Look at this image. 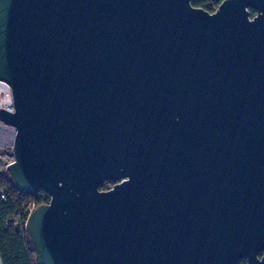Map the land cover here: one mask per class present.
<instances>
[{
	"label": "water",
	"instance_id": "water-1",
	"mask_svg": "<svg viewBox=\"0 0 264 264\" xmlns=\"http://www.w3.org/2000/svg\"><path fill=\"white\" fill-rule=\"evenodd\" d=\"M192 1L0 0L35 264H264V0Z\"/></svg>",
	"mask_w": 264,
	"mask_h": 264
},
{
	"label": "trees",
	"instance_id": "trees-1",
	"mask_svg": "<svg viewBox=\"0 0 264 264\" xmlns=\"http://www.w3.org/2000/svg\"><path fill=\"white\" fill-rule=\"evenodd\" d=\"M223 0H193L195 7L214 12ZM255 14L254 11H252ZM113 183L107 181L101 189H107ZM7 188L9 197L6 202L0 198V264H35L36 252L29 240L26 229L16 230L14 227H6L8 219L18 217L21 203L33 196L25 195L16 188L12 176L8 170L0 172V189ZM41 204V202H40ZM241 264H245L242 262Z\"/></svg>",
	"mask_w": 264,
	"mask_h": 264
},
{
	"label": "built area",
	"instance_id": "built-area-1",
	"mask_svg": "<svg viewBox=\"0 0 264 264\" xmlns=\"http://www.w3.org/2000/svg\"><path fill=\"white\" fill-rule=\"evenodd\" d=\"M0 82H2L5 86V90L0 91V101L7 103L6 108L3 109L14 111V102L11 87L5 81L0 80ZM13 136L14 129L9 125L0 122V172L6 171L8 169V166L15 161V154L13 150ZM8 197V189L1 188V201L3 203L6 202L8 200ZM51 199L52 197L48 192L41 190L37 193L36 196H34L33 199L22 202L18 217L8 219L5 222V226L7 228L14 227L16 230L26 229L27 222L31 213L34 212L38 208V206L50 203Z\"/></svg>",
	"mask_w": 264,
	"mask_h": 264
},
{
	"label": "bare ground",
	"instance_id": "bare-ground-1",
	"mask_svg": "<svg viewBox=\"0 0 264 264\" xmlns=\"http://www.w3.org/2000/svg\"><path fill=\"white\" fill-rule=\"evenodd\" d=\"M1 90H5V86H4V84L2 82H0V91ZM6 106H7L6 102L0 101V108H6Z\"/></svg>",
	"mask_w": 264,
	"mask_h": 264
},
{
	"label": "flooded vegetation",
	"instance_id": "flooded-vegetation-1",
	"mask_svg": "<svg viewBox=\"0 0 264 264\" xmlns=\"http://www.w3.org/2000/svg\"><path fill=\"white\" fill-rule=\"evenodd\" d=\"M244 262V261H243Z\"/></svg>",
	"mask_w": 264,
	"mask_h": 264
}]
</instances>
